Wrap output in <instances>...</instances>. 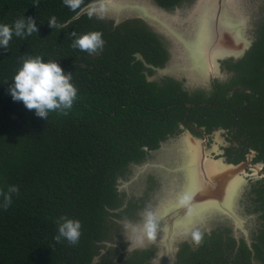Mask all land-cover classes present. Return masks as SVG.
I'll use <instances>...</instances> for the list:
<instances>
[{
	"label": "trees",
	"instance_id": "trees-1",
	"mask_svg": "<svg viewBox=\"0 0 264 264\" xmlns=\"http://www.w3.org/2000/svg\"><path fill=\"white\" fill-rule=\"evenodd\" d=\"M94 1L82 0L73 11L63 0H39V7H34L35 0H0V25L32 18L38 29L31 36L13 35L7 50L0 46V190L19 188L11 206L0 207V264H93L105 242L113 239L109 223L118 217L112 210L121 204L117 179L125 177L130 162L145 156L144 146L156 149L177 132L168 115L176 107H165L173 103L166 98L173 93L159 88L161 94L141 93L137 99L130 89L143 85V75L132 67L140 63L135 54L141 53L148 62L159 61L163 51L158 39L139 20L114 26L86 13L71 21ZM157 1L171 7L182 0ZM53 16L56 29L48 24ZM73 32L77 36L101 32L102 52L90 56L74 49ZM253 44L250 61L264 50V37L258 36ZM36 56L45 63L57 62L65 75L72 74L78 94L67 115L57 111L40 118L22 101L13 100L14 76L25 59ZM260 61L264 64V51ZM62 216L81 222L82 234L74 246L54 240ZM253 246L264 264V240ZM204 248L208 251V246ZM243 248L248 258L243 264H253L251 251ZM150 254L144 251L133 264H151ZM208 256L211 264L229 260L240 264L224 255L222 244L213 246ZM183 264L197 263L185 257Z\"/></svg>",
	"mask_w": 264,
	"mask_h": 264
},
{
	"label": "flooded vegetation",
	"instance_id": "flooded-vegetation-1",
	"mask_svg": "<svg viewBox=\"0 0 264 264\" xmlns=\"http://www.w3.org/2000/svg\"><path fill=\"white\" fill-rule=\"evenodd\" d=\"M119 1L129 7L121 12L107 9L102 20L113 22L114 26L139 20L158 39L163 51L157 62H148L141 53L135 54L141 64L133 63L132 67L143 75V85L130 87L131 93L137 99L141 93L161 94L159 88L173 93L166 97L173 103L165 107H176L168 110V115L178 129L158 148L144 146L145 156L130 162L125 177L117 179L121 204L112 210L118 217H112L111 229L117 223L121 228L118 220L128 215L141 225L146 208L158 216L179 201L186 187L185 170L191 162L189 149L196 144L204 160L242 167L241 187L233 208L228 202L225 210H205L200 217L194 216L177 231L171 249L166 248L163 234L157 233L155 241L145 240L147 249L131 252L130 264L143 258L146 250L151 253L147 256L151 264H183L185 257L197 264H211L208 255L217 244H222L226 257L236 258L240 264L248 260L243 248L247 246L250 261L261 264L253 245H262L264 240V64L260 61L264 50L256 53L253 61L248 60V55L256 49L254 44L242 56L215 53L205 68L199 67L184 44L196 35V23L207 0H182L171 7L162 6L157 0ZM227 4L230 15L243 22L247 38L255 42L258 36L264 37V15L260 12L264 11V0H228ZM241 4L243 8L238 11ZM91 13L96 17L101 14ZM135 167H142L141 174L136 172L137 178L131 176L130 183H136L122 191L120 181L130 176ZM125 223L129 231L136 227L129 221ZM193 230H199L203 236L198 247L191 242ZM123 241L131 246L126 236ZM204 246H208L209 252ZM157 248L159 252H155ZM136 251L139 256H135Z\"/></svg>",
	"mask_w": 264,
	"mask_h": 264
},
{
	"label": "clouds",
	"instance_id": "clouds-1",
	"mask_svg": "<svg viewBox=\"0 0 264 264\" xmlns=\"http://www.w3.org/2000/svg\"><path fill=\"white\" fill-rule=\"evenodd\" d=\"M66 7L76 11L82 3V0H63ZM34 7H39V0H35ZM107 10L104 0H100L97 11L101 13L98 19H104L103 13ZM49 27L55 28L57 19L55 16L48 21ZM36 21L32 18L17 19L13 25H0V46L8 49L9 42L13 35L16 37L31 36L37 33ZM71 36L76 37L71 46L87 52L90 56L100 54L105 46L103 34L101 32H90L82 36H77L75 32ZM72 74L65 75L57 62H43L42 57H29L23 61L22 67L13 78V85L10 87V93L14 101H22L28 110H35L40 118L47 119L50 112H59L67 115L74 101L77 99L78 90L71 83ZM19 194V188L10 185L7 191L0 190V207L7 210L12 202L13 195ZM159 218L150 209L146 208L142 213V224L134 227L133 238L127 239L131 242L128 252L143 248L145 240L155 241L158 233ZM58 234L54 237L57 243L66 240L70 245L78 244L81 237V222L62 216L57 221ZM127 229V223H125ZM164 231V229H163ZM191 242L195 246L202 243L203 236L199 230H193L190 233ZM97 258H93V264H96ZM155 260V259H154Z\"/></svg>",
	"mask_w": 264,
	"mask_h": 264
},
{
	"label": "water",
	"instance_id": "water-1",
	"mask_svg": "<svg viewBox=\"0 0 264 264\" xmlns=\"http://www.w3.org/2000/svg\"><path fill=\"white\" fill-rule=\"evenodd\" d=\"M99 3L100 1H94L86 5L71 21L83 14L97 12ZM104 3L107 9L118 11L129 7L117 4L113 0H104ZM208 6L202 14L206 22L204 30L210 35H203V37L204 39L209 37V41L204 44L198 39L196 47H193L196 50L195 54L200 56L199 64L204 67L215 53L225 57L242 56L253 45L252 41L244 35L243 22H239L230 15L225 0H211ZM198 152L196 144L191 145L189 149L191 162L187 166L188 194L157 216L160 220L158 232L163 234L165 246L168 248L172 245L177 231L184 228L194 216L200 217L205 210H225L229 203L232 209L234 199L241 187L239 179L241 166H221L213 161L204 160L205 156L201 157ZM196 160L199 162L194 163Z\"/></svg>",
	"mask_w": 264,
	"mask_h": 264
},
{
	"label": "rangeland",
	"instance_id": "rangeland-1",
	"mask_svg": "<svg viewBox=\"0 0 264 264\" xmlns=\"http://www.w3.org/2000/svg\"><path fill=\"white\" fill-rule=\"evenodd\" d=\"M100 1V0H99ZM115 3H117V4H122V5H124V3H122V2H120L119 0H113ZM130 1H135V2H137V3H140L141 1H139V0H130ZM198 0H191V2L192 3H196ZM211 2V0H207L206 2H204V6H203V9L204 8H208L209 6H208V4ZM227 2H228V0H225V5H226V7H227V9H228V11H229V13L231 14V12H230V10H229V8H228V4H227ZM133 5H135V6H137L136 4H133ZM206 8V9H207ZM242 8H243V5L241 4L240 6H239V9H238V11L240 10H242ZM205 9V10H206ZM116 10V9H115ZM204 10V11H205ZM264 10V9H263ZM116 11H118V10H116ZM122 11V10H121ZM121 11H119V12H121ZM261 13H262V15H264V11H260ZM203 14H204V12H203ZM203 14H202V16H201V14H200V17H199V19H198V22L196 23V30H195V32H196V35L192 38V39H190L188 42L187 41H185V44H184V46L188 49V51H189V53L192 55V58H193V61L197 64V65H199V67H203V68H205L204 66H202V65H200L199 64V59H200V56L198 55V54H195V48H193L194 46L196 47V43H197V41H198V39H199V41L201 40L204 44H207L208 43V41H209V37H207V38H205L204 39V37H203V35H205V36H208L209 35V33L208 32H206L205 30H204V26H205V18L203 17ZM232 15V14H231ZM244 35H245V37L247 36L246 35V33H244ZM210 36V35H209ZM187 42V43H186ZM254 42H253V40H252V44H253ZM164 153H162L161 155H160V157H164ZM186 169V168H185ZM141 170H142V167H135L134 169H132L131 171H130V176H128V177H126V178H124V179H122L121 181H120V186H121V190L122 191H127L128 189H129V184H135L136 183V181H133V182H131L130 183V181H131V176H134V178H137L138 177V175H136V172L138 173V174H141ZM146 171V170H145ZM185 173H186V179H187V181H186V189L184 190V194L181 196V200L183 199V198H185V196L188 194V187H189V182H188V170L186 169L185 170ZM139 179H141V177L139 178ZM174 204V203H173ZM172 205V204H171ZM170 205V206H171ZM169 206V207H170ZM211 210H214V209H211ZM129 217H126V216H123V217H121L119 220H118V222H119V224L121 225V228L119 227V225H118V223L115 225V226H113L112 227V229H111V232H112V235H111V238H113L112 240H110V241H106L105 242V248L101 251V254L99 255V257H97V260H96V262H100V261H103V260H105V258H107L108 259V261H109V264H126L127 263V261L128 260H130V256H131V252L129 253L128 252V248H129V244H128V242H125V241H123V239H125V236L126 237H128V238H133V231H129V230H127L126 228H125V222L126 221H129L130 223H133V224H135V226H138V222L136 221H133L132 220V217L130 216V215H128ZM129 223V224H130ZM119 229H121V231L119 232L120 233V236H119V238H117V237H115V235H114V233L115 232H117ZM129 233V234H128ZM158 234H162V233H160V232H158ZM172 245H173V243H172ZM172 245L169 247L170 249L172 248ZM148 245H145L143 248H138L137 250H145V249H147L146 247H147ZM166 248H168V247H166ZM155 252H159V248H157V250H155ZM171 253V251H169V254ZM120 254H121V256H120Z\"/></svg>",
	"mask_w": 264,
	"mask_h": 264
}]
</instances>
